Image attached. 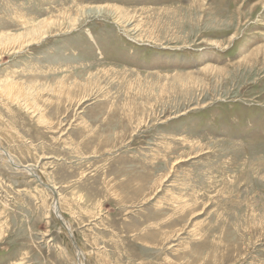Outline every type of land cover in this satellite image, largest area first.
<instances>
[{
  "label": "rangeland",
  "instance_id": "rangeland-1",
  "mask_svg": "<svg viewBox=\"0 0 264 264\" xmlns=\"http://www.w3.org/2000/svg\"><path fill=\"white\" fill-rule=\"evenodd\" d=\"M82 263L264 264V0H0V264Z\"/></svg>",
  "mask_w": 264,
  "mask_h": 264
},
{
  "label": "bare ground",
  "instance_id": "bare-ground-1",
  "mask_svg": "<svg viewBox=\"0 0 264 264\" xmlns=\"http://www.w3.org/2000/svg\"><path fill=\"white\" fill-rule=\"evenodd\" d=\"M92 10H94V9H87V10H85L86 11V14H88V15H92V13L94 12V11H92ZM85 13V12H84ZM76 22V21H75ZM47 24V23H46ZM49 24V23H48ZM48 26L46 25V28H47ZM49 28V27H48ZM47 28V29H48ZM45 36V35H44ZM12 41H17V38H12ZM12 87V86H11ZM15 88V86L13 85V87L12 88H9V89H7V91L8 92H11L10 90H13ZM73 89V88H72ZM6 91V92H7ZM11 94V93H10ZM12 98V97H11ZM14 99V98H13ZM37 109V108H36ZM17 166V165H16ZM17 169H19L18 167H16ZM20 169H22V168H20ZM27 171H29V169L27 170ZM31 172V171H30ZM54 207V206H53ZM55 212H57V211H55ZM64 220V219H63ZM63 223H64V225H65V227L68 229V224L66 223V222H64L63 221ZM69 230V229H68ZM83 264V263H82Z\"/></svg>",
  "mask_w": 264,
  "mask_h": 264
}]
</instances>
